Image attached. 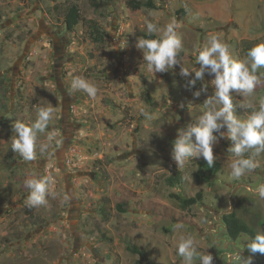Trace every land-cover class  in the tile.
<instances>
[{"label":"rangeland","instance_id":"rangeland-1","mask_svg":"<svg viewBox=\"0 0 264 264\" xmlns=\"http://www.w3.org/2000/svg\"><path fill=\"white\" fill-rule=\"evenodd\" d=\"M154 2L158 9H135L134 0H0V264H182L176 245L189 235L213 264H241L253 255L245 249L252 236L232 239L219 218L241 181L249 179L254 190L264 182V152L255 155L253 172L230 179L235 142L224 125L214 135L225 136L213 145L224 169L209 183L193 179L202 157L177 167L172 141L214 106L215 74L205 70L203 81L188 88L194 72L182 77L179 65L148 72L135 45L146 22H175L183 67L198 69L194 46L203 49L215 36L250 68L242 42L264 43V0ZM74 4L82 20L69 29L66 13ZM255 75L251 94L232 92L237 118L247 119L264 100V68ZM77 77L97 88L95 98L73 87ZM41 107L52 108V117L37 134L36 159L24 161L11 150L13 124L35 121ZM176 171L185 181L170 186L167 177ZM30 178L48 182L46 206H26ZM199 189L204 201L185 209L172 196ZM233 203L237 217L264 231V199L256 191L240 185ZM176 223L184 227L176 230ZM133 244L144 250H131Z\"/></svg>","mask_w":264,"mask_h":264},{"label":"clouds","instance_id":"clouds-1","mask_svg":"<svg viewBox=\"0 0 264 264\" xmlns=\"http://www.w3.org/2000/svg\"><path fill=\"white\" fill-rule=\"evenodd\" d=\"M175 28V22L164 27L146 22L147 34L149 36L158 34L157 39L138 38L135 45L142 52L147 71L154 74L163 73L179 65V74L182 77H189L194 72V77L189 79L186 85L192 88L198 80L203 81L205 70H208L215 74L211 80L214 85L215 104L210 110H205L187 131L183 128L177 129L176 138L172 141L171 159L177 167H183L190 159L202 157L211 168L215 162L213 145L218 142L219 137L225 136V133L220 132L218 137L214 135V132H219V129L226 125L228 138L235 142L233 147H229L228 152L236 157L230 164L229 178L239 180L245 173L253 172L258 166L253 159L243 158L244 153L249 150H254L255 155L264 152V100L260 101L258 111H253L247 119H240L234 114L232 92L233 90L237 92L244 90L249 94L253 92L258 80L255 73L258 69L264 68V43L257 44L248 51L249 68L248 59H233L227 45L217 37L211 36L207 47L201 49L198 45L194 46L193 55L200 67L192 71L183 67L177 58L183 45ZM73 87L82 89L92 98H95L97 94V88L80 77L73 79ZM206 90L204 85L199 91L194 92L193 96L199 97L201 91ZM140 112L146 119H152L148 111L141 109ZM52 113V108L41 107L37 109L35 121L14 122L15 136L12 138L11 150L18 153L24 161L31 162L36 159L37 134L43 133L48 127ZM43 147L48 145L45 144ZM24 183L30 190L25 201L26 206L29 208L37 205L46 206L48 201L45 199V193L49 189L48 182L30 178ZM255 191L261 199H264V183L259 184ZM183 227L182 223L174 225L176 230ZM245 249L253 255L255 253L264 255V231L256 233L254 238L246 243ZM176 253L182 259V264H213V255L199 253L196 250V242L190 235L179 238ZM253 255L242 259L241 264H253Z\"/></svg>","mask_w":264,"mask_h":264},{"label":"trees","instance_id":"trees-1","mask_svg":"<svg viewBox=\"0 0 264 264\" xmlns=\"http://www.w3.org/2000/svg\"><path fill=\"white\" fill-rule=\"evenodd\" d=\"M134 2H135L134 5L135 9H140L142 7H147L152 9L159 8L155 4L154 0H146V1L134 0ZM180 14L185 15L184 12H181ZM81 20H82V15H81L80 7L77 4L71 5L66 13V23L68 25V28L74 29L75 26H77ZM94 30L95 33L100 38H102V35H104V33L102 32L100 26H98L97 23L94 26ZM144 38L157 39L158 35L153 34L152 36H149L147 33H145ZM242 45H243L242 50L245 56H247L248 51L253 46H255L253 42L249 40H244L242 42ZM243 158H251L255 162L254 150H249L248 152H245ZM223 169H224V164L221 161L215 159L213 166L209 168L206 161L202 158L197 162V170L193 174V179L199 184L209 183L212 177L216 176ZM184 181H185V177H183V175L179 171H176L167 177V183L170 186H174V187L180 186ZM172 196L176 197L180 201V204L184 209L192 205H195L198 202L204 201V191L202 189H199L194 195L188 197H183L178 193H172ZM119 207L121 208L122 211L125 210L123 204H119ZM223 218L227 225L228 234L234 240L238 239V237L242 233L249 234L252 236V238H254L255 234L257 233L251 225H249L248 223L237 217L234 212L225 214ZM136 249H138L139 251L144 250L143 247L140 248L136 244H133L131 250H136ZM255 256L259 264H264V255L260 253H255Z\"/></svg>","mask_w":264,"mask_h":264},{"label":"water","instance_id":"water-1","mask_svg":"<svg viewBox=\"0 0 264 264\" xmlns=\"http://www.w3.org/2000/svg\"><path fill=\"white\" fill-rule=\"evenodd\" d=\"M240 185H244V186L247 187V189H251L252 191H255V190L253 189L252 185L247 184V183H239V185H237L236 188H235V189L233 190V192H232V195H231V196H232V197H231V207L228 208L227 210H223V211L221 212V216H220V218H219L221 222L224 221L223 216H224L225 214H228V213H232V212H233V210H234L233 196H234V194H235V191L237 190V188H238ZM224 227L227 228L226 223L224 224Z\"/></svg>","mask_w":264,"mask_h":264},{"label":"flooded vegetation","instance_id":"flooded-vegetation-1","mask_svg":"<svg viewBox=\"0 0 264 264\" xmlns=\"http://www.w3.org/2000/svg\"><path fill=\"white\" fill-rule=\"evenodd\" d=\"M242 183H245V182H250V180L248 179V181L247 180H243V181H241ZM251 184H253V182H250ZM262 183H264V182H262ZM261 184V183H260Z\"/></svg>","mask_w":264,"mask_h":264},{"label":"crops","instance_id":"crops-1","mask_svg":"<svg viewBox=\"0 0 264 264\" xmlns=\"http://www.w3.org/2000/svg\"><path fill=\"white\" fill-rule=\"evenodd\" d=\"M166 1H169V0H166ZM199 7H200V5H199ZM198 10H199V9H198ZM184 16H185V15H184ZM228 17H230V16H228ZM228 17H227V18H228Z\"/></svg>","mask_w":264,"mask_h":264}]
</instances>
